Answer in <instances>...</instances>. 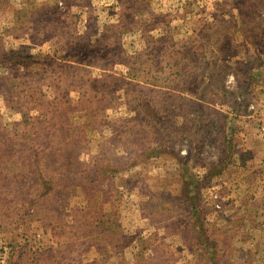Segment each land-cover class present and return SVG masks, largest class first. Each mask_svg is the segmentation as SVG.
Listing matches in <instances>:
<instances>
[{"label":"rangeland","instance_id":"374dc122","mask_svg":"<svg viewBox=\"0 0 264 264\" xmlns=\"http://www.w3.org/2000/svg\"><path fill=\"white\" fill-rule=\"evenodd\" d=\"M264 0H0V264H264Z\"/></svg>","mask_w":264,"mask_h":264},{"label":"built area","instance_id":"2783aa9c","mask_svg":"<svg viewBox=\"0 0 264 264\" xmlns=\"http://www.w3.org/2000/svg\"><path fill=\"white\" fill-rule=\"evenodd\" d=\"M259 116V126H258V137L264 146V105L262 106L261 112L257 114Z\"/></svg>","mask_w":264,"mask_h":264}]
</instances>
